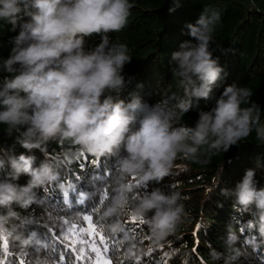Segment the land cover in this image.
Here are the masks:
<instances>
[{"label":"clouds","instance_id":"9594fccd","mask_svg":"<svg viewBox=\"0 0 264 264\" xmlns=\"http://www.w3.org/2000/svg\"><path fill=\"white\" fill-rule=\"evenodd\" d=\"M132 7L130 0H0V21L11 25L12 32L18 30L10 54L0 58V73L7 74L0 78V125L29 153L44 154L49 142L67 141L78 146L72 157H114L118 170L111 202L101 215L105 228L112 236L121 234V214L131 205L158 244L185 221L183 197L157 187L130 200L129 178L138 177L144 185L159 183L171 175L180 157L199 161L206 154L226 153L253 131L264 141V124L251 90L235 82L224 88L211 110L199 111L194 126L179 123L201 100L212 98L226 75L212 49L221 13L210 7L186 25L190 39L171 54L170 71L179 78L184 96L171 107L149 105L138 95L121 99L128 83L124 68L132 58L127 45L112 42L108 34L126 26ZM94 35L100 43L88 48L86 38ZM21 176L29 177L25 184L19 183ZM58 181L60 173L47 159L37 164L35 155L0 147V229L17 217V207L45 205L41 191ZM58 186L63 188L62 183ZM221 194L250 212L249 226L264 235V187L256 169H246ZM12 234L22 246L44 244L35 231L25 234L17 227ZM123 239L130 259L144 254L131 233ZM238 239L229 230V254L210 249V257L236 264L242 254L234 248Z\"/></svg>","mask_w":264,"mask_h":264},{"label":"trees","instance_id":"16d2710c","mask_svg":"<svg viewBox=\"0 0 264 264\" xmlns=\"http://www.w3.org/2000/svg\"><path fill=\"white\" fill-rule=\"evenodd\" d=\"M130 3L133 7L126 26L119 32L108 34L112 42L127 45L132 58L124 68L128 83L120 94L121 99L128 101L138 95L149 105L161 102V106L171 107L184 96L179 78L170 71L171 54L183 41L190 39L186 25L195 23L201 11L210 7L221 13L212 49L226 75L214 88L212 98L201 100L199 108L185 114L179 123L194 126L199 111L211 110L224 88L235 82L251 90L250 99L260 105L261 123L264 124V0H130ZM173 8L175 11H170ZM17 34L18 30L12 32L11 25L0 21V58L8 57L13 46L12 37ZM86 39L88 48L100 43L97 35ZM3 75L7 74L0 73V78ZM0 147L14 150L16 154L35 155L37 164L47 159L60 173L57 184L41 191L46 197L45 205L15 209L17 217L5 225L0 236V264H19L21 259L30 261V264H60L59 253L63 245L57 237L62 238L60 230L64 221L74 220L78 213L98 204L105 188L109 189L110 199L100 215L111 202L112 180L118 170L115 158L96 157L89 153L72 157L78 146L67 141L49 142L44 154L39 150L29 153L16 142L14 135L10 137L6 133L5 125H0ZM249 168L256 169L259 186L264 187V141L257 140L255 131L226 153L206 154L199 161L178 158L171 175L159 183L153 181L144 185L138 177L129 178L133 189L130 200L133 195L157 187L166 192L178 191L187 214L177 232L158 244L153 242L147 223L136 226L135 233L129 232L136 236V245L145 250L138 257L140 264H161L162 260L167 264H224L222 259L214 261L209 253L210 249H216L229 254L225 245L229 230L239 237L234 248L242 254L236 264H264V235L249 226L250 212L234 207L232 199L221 194V189L233 188ZM28 179L21 176L19 183L25 184ZM61 183L63 188L58 186ZM79 192L85 193L82 197L84 205L78 203ZM124 212L129 214H121L126 227L131 205ZM17 227L25 234L39 233L44 244L20 245L12 234V229ZM105 232L111 236L106 228ZM122 236V233L117 235ZM5 242L7 248L3 247ZM124 244L125 264H137V259H130L127 255V241ZM149 249H152L150 256L146 255Z\"/></svg>","mask_w":264,"mask_h":264},{"label":"snow or ice","instance_id":"6c2138e0","mask_svg":"<svg viewBox=\"0 0 264 264\" xmlns=\"http://www.w3.org/2000/svg\"><path fill=\"white\" fill-rule=\"evenodd\" d=\"M93 163H99L93 161ZM85 193H78V203L84 205ZM135 195L131 199H135ZM109 189L105 188L100 197L98 198V204H94L89 210L80 212L76 215L74 220L64 221V227L60 230L61 237H57L60 243L63 245L62 250L59 253L60 264H125L126 253L122 251L124 249L125 233H135V227L138 225L146 224L147 221L143 217H137L133 212L130 214V218L125 221L126 227L122 232V237L110 236L105 232V224L101 219V210L105 203L109 201ZM67 203V201H65ZM124 216L129 214L122 212ZM121 219V217H120ZM3 235V230L0 229V236ZM56 236L55 233H52ZM136 239V236L133 235ZM76 237L79 239L77 240ZM145 237H142L143 239ZM150 239L151 237H146ZM4 248L8 247L5 242ZM152 249H149L146 255H151ZM167 255V254H165ZM19 264H30V261L21 259ZM137 264H140L139 258H137ZM161 264H167L166 260H162Z\"/></svg>","mask_w":264,"mask_h":264},{"label":"rangeland","instance_id":"374dc122","mask_svg":"<svg viewBox=\"0 0 264 264\" xmlns=\"http://www.w3.org/2000/svg\"><path fill=\"white\" fill-rule=\"evenodd\" d=\"M71 220H72V219H71ZM71 220H70V221H71Z\"/></svg>","mask_w":264,"mask_h":264}]
</instances>
